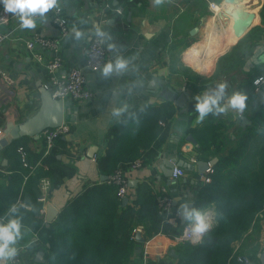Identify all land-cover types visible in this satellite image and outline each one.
<instances>
[{
    "label": "crops",
    "instance_id": "crops-1",
    "mask_svg": "<svg viewBox=\"0 0 264 264\" xmlns=\"http://www.w3.org/2000/svg\"><path fill=\"white\" fill-rule=\"evenodd\" d=\"M110 2L112 6L122 9L121 14H100V0H60L70 30L60 43L62 65L59 72L62 73L69 67H84L87 43L97 27L111 37L110 40L107 36L102 37L106 48L104 64L123 57L130 62L128 71L104 78L100 73L103 66L98 71L84 69L86 85L93 92V97L87 101L64 100L63 122L69 131L55 140L53 149L47 155L37 157V151L43 147L42 137H22L21 141L18 139L13 152L6 150L7 146L0 149V217H4L12 205L8 203L9 193L2 188L10 189L15 177L18 178L16 167L27 172L38 168L44 174L42 178L49 179L51 173L55 175L59 183L50 188L45 203H42V209H46L49 204L58 213L68 200L79 195L87 185L107 179V175L99 170L97 161L106 151L112 126L120 121L124 113L133 107L160 106L168 101L173 105L174 112L168 121L167 139L159 148L158 158L150 163L142 162L136 168L127 164L121 165L128 180L127 201L123 203L121 199V202L122 205L132 200L138 203V200L145 199L150 190L154 195H161V189L164 188L165 195L171 200L170 213L174 217L168 223L176 224L174 221L175 218L179 220V205L192 202L200 183L203 182L202 173L197 169V161L201 160L197 141L190 129L201 127L208 117L202 123L197 122L198 114L194 111L195 95L211 90L220 82H227L226 93L230 95L249 77L264 72V21L260 14L264 0H258L253 21L254 26H259L262 31L248 41L247 51H238L240 61L231 70L225 68L229 61L226 56L242 37L236 42V38L227 40L232 30L228 25L232 15L226 16L228 26L222 28L223 21L219 23L217 17L224 6H218L219 3L223 4L222 0H165L162 6H154L152 0ZM211 2L216 4V9L209 7ZM2 8L3 6L0 9ZM10 15L9 22L0 25V33L9 35L0 42V70L6 71L14 79L12 84H7L0 76V130L3 132L37 111L40 105L37 83L41 82L44 86L48 79L45 63L51 58V54L40 48H35L34 54L31 53L25 48L24 40L34 32L45 36L58 34L51 22V12L46 23L37 18V27L34 30H20L18 18L11 13ZM221 16L224 17L223 13ZM210 24L220 31L223 47L218 48L217 45L207 42V28ZM194 27L197 30L191 33ZM76 30L84 33L80 40L75 39ZM109 43L114 44L115 48L110 50ZM198 51L202 54L215 51L216 54L208 59H197L195 53ZM36 54L42 60H37ZM190 60L200 67L194 68ZM190 69H196L206 76L203 78L199 75V79L194 76V80V77L186 75ZM260 88H264V85ZM176 90L189 93L191 110H179L173 104L170 98ZM257 90L254 87L253 100L243 114L230 110L227 114L220 115L226 123L234 125L233 131H237L238 127H246L247 124L241 125L242 117L249 119V115L264 100L255 101ZM115 109H122L119 116L113 115ZM132 128L135 129L136 125ZM19 147L23 149L24 155L18 150ZM91 147H95L92 156L88 155ZM26 149H30V153L27 154ZM172 158L184 159L191 165V169L182 167L183 176L171 181L163 175L159 165L163 159ZM198 210L210 224L214 223L213 204ZM40 213L46 225L55 218L47 223L45 212L40 210ZM143 226L142 221L134 224V255L130 264H141L144 255L148 264H175L176 254L173 247L176 243L173 238L165 232L145 236ZM136 233H139L141 239H138ZM36 237L38 236L34 230L24 224V239L18 244L23 264H48L47 246H39ZM232 248L235 258L244 254L254 264H260L257 253L264 249V220L253 223L242 237L232 242ZM38 251L42 252L43 261L36 260ZM236 262L239 264L237 259Z\"/></svg>",
    "mask_w": 264,
    "mask_h": 264
},
{
    "label": "trees",
    "instance_id": "trees-1",
    "mask_svg": "<svg viewBox=\"0 0 264 264\" xmlns=\"http://www.w3.org/2000/svg\"><path fill=\"white\" fill-rule=\"evenodd\" d=\"M260 14L264 21V5ZM261 31L259 26L252 27L231 48L226 56L230 61L226 69L231 70L240 61L238 51H247L248 41ZM260 74L249 77L238 88L247 92L248 104L255 95L253 79ZM173 112L174 107L168 101L160 106L128 109L110 130L106 151L97 161L99 170L108 176L135 159L144 163L156 160L167 139ZM233 127L220 116H209L201 127L190 129L197 141L199 158L204 161L217 158L208 173L210 180L200 183L192 208L213 204L215 221L198 241L174 245L175 264H238L232 242L242 237L253 223L264 220V100L249 115L246 127H238L237 131ZM18 141H13L6 150L15 151ZM21 145L25 147L24 143ZM29 151L26 149L27 154ZM37 153L41 157L44 147ZM16 172L18 178L15 177L10 189L2 190L9 193L8 203H29L34 208L29 212L21 208L20 215L23 224L37 234L39 246L48 245V264H130L135 222H144L145 236L165 232L173 238L184 226L176 218V224L168 223L173 213L158 211L159 194L150 190L144 200L122 205L116 186L107 180L87 185L46 225L40 213L43 204L37 202L43 172L38 168L27 172L18 167ZM49 179L50 188L59 183L52 173Z\"/></svg>",
    "mask_w": 264,
    "mask_h": 264
},
{
    "label": "built area",
    "instance_id": "built-area-1",
    "mask_svg": "<svg viewBox=\"0 0 264 264\" xmlns=\"http://www.w3.org/2000/svg\"><path fill=\"white\" fill-rule=\"evenodd\" d=\"M214 2L209 4V7L213 9ZM99 12L103 16L108 13L121 14L122 9L120 7H114L111 5L109 0H100ZM11 15L6 13L2 8L0 10V25H5L9 22ZM51 22L56 27L58 34L55 36H45L40 33H31L29 37L24 40V45L27 50L34 54L35 48H40L44 51H47L51 54V58L45 63V67L48 72V79L44 84V87L50 92L51 97L55 99L64 100H74V101H87L93 97V92L86 85V78L84 69L90 71H98L104 64L106 59V48L103 43L102 37H98L95 33H92L89 37L87 47L85 50L84 58V67H69L60 73L59 69L62 65V59L60 57V43L61 41L69 34L70 27L67 23V20L64 16L63 9L59 6V10H53L51 12ZM9 35L0 33V42H2ZM37 60H42V57L39 54H36ZM60 67V68H59ZM264 75V72L253 79V82L259 76ZM0 76L7 84H12L14 82L13 77L6 71L0 70ZM254 85V83H253ZM260 86H255V90L259 89ZM69 128L63 122L61 125L55 128H47L40 133L42 137V143L44 147L43 155H47L54 146V142L61 136H64L68 133ZM5 136L4 132L0 130V137ZM19 151L24 155V151L21 147L18 148ZM24 160V159H23ZM133 168L139 167L142 165L140 159H136L129 164ZM211 172V169H206L204 173L201 174V179L205 182L210 180L208 173ZM184 169L181 166H174L171 174V178L176 180L183 176ZM108 182L113 183L117 189V195L119 198L127 197L128 189V180L124 174L123 167L119 166L116 168L106 179ZM40 195L38 201L45 203L46 196L50 190V182L48 178H41L39 183ZM164 188L161 189V195L158 197V211L170 212V199L165 195ZM43 208V207H42ZM45 212V209H41ZM171 220L174 217L170 218ZM196 236L191 233V224L188 222L184 225L182 231L173 237L175 243L190 241L195 242ZM36 242H38V237H36ZM239 264H254L250 257L244 254L236 256ZM11 264H23L22 258L18 255ZM141 264H148V259L144 255V259Z\"/></svg>",
    "mask_w": 264,
    "mask_h": 264
},
{
    "label": "clouds",
    "instance_id": "clouds-1",
    "mask_svg": "<svg viewBox=\"0 0 264 264\" xmlns=\"http://www.w3.org/2000/svg\"><path fill=\"white\" fill-rule=\"evenodd\" d=\"M152 3L154 6H162L165 0H152ZM0 5L3 6L6 13H11L18 18L20 30H34L37 27V18L40 22L46 23L48 14L53 10H59L60 0H0ZM83 35L82 31H75L76 40H80ZM95 35L98 37L107 36L99 27L96 28ZM107 39L110 40L111 37L107 36ZM108 47L111 50L115 48V45L109 43ZM129 63L128 59L117 57L114 62L105 63L100 69V73L104 78H108L112 74H123L128 71ZM262 82H264V75L256 78L253 83L255 86H260ZM227 89V82H220L211 90L195 95L194 111L198 114L196 117L198 123L204 122L209 116L217 117L227 114L230 110L237 114H243L246 111L249 100L247 92L236 90L228 95ZM121 111L122 109H115L113 115L119 116ZM21 208L26 211L34 210L27 203L12 204L5 216L0 217V264H11L20 254L18 244L24 239ZM178 213L191 224V233L197 238L211 227L205 215L196 208L189 209L187 205L182 204Z\"/></svg>",
    "mask_w": 264,
    "mask_h": 264
},
{
    "label": "water",
    "instance_id": "water-1",
    "mask_svg": "<svg viewBox=\"0 0 264 264\" xmlns=\"http://www.w3.org/2000/svg\"><path fill=\"white\" fill-rule=\"evenodd\" d=\"M223 4L219 3L218 6L224 5L225 3H233L234 0H222ZM116 1H114V4ZM222 11V12H221ZM220 13L225 14V16L233 15L229 8L222 7ZM255 15L254 13L250 14V19L246 23L245 27L238 30L236 33V40H239L241 37L244 36V34L254 26ZM237 16H234V24L233 29L237 28ZM197 30V27H194L191 30V33L195 32ZM37 86L39 88L40 92V105L37 109V111L27 118L26 120L17 123L15 125L9 126L8 129L4 131L5 136L0 137V149L2 147H6L9 144H11L13 141L18 140L22 137H32L33 139H39L40 133L47 129V128H55L63 123L64 120V101L62 99H55L51 97L50 92L41 85V82L37 83ZM190 95L187 91H175V93L170 98L173 101V104L179 108V110H191V102H190ZM264 98V88H259L256 91L255 101L263 100ZM190 107V108H189ZM249 123V119L246 117H242L241 125L244 126ZM95 151V147H91L89 149L88 155L92 156ZM217 158L213 157L209 161L199 160L197 161V169L199 173H203L206 169H211L213 164L216 162ZM174 166H181L184 167L187 170L191 169V165L187 163L184 159H163L159 167L162 170V173L164 176L168 177L171 181L173 180L171 178L172 170ZM104 179V177H103ZM127 201V198H122V202L125 203ZM173 204H176L175 201H173ZM182 204L187 205L189 209L192 208L193 204L192 202H184L179 205V208ZM57 215V211L51 206L47 205V208L45 209V219L48 223L51 221L55 216ZM179 223L181 225H185L187 223V220L183 217V215L179 214ZM139 238V233H136ZM201 237V236H200ZM199 238H195V242L198 241ZM48 247V245H46ZM257 257L259 258L260 264H264V249L257 253ZM36 260L37 261H43V254L42 252L38 251L36 254Z\"/></svg>",
    "mask_w": 264,
    "mask_h": 264
},
{
    "label": "bare ground",
    "instance_id": "bare-ground-1",
    "mask_svg": "<svg viewBox=\"0 0 264 264\" xmlns=\"http://www.w3.org/2000/svg\"><path fill=\"white\" fill-rule=\"evenodd\" d=\"M257 2L258 0H234L233 3H225L224 4V7L225 8H229L230 11L232 13H234V16L236 17L237 16V23H238V26L237 28L233 29V24H234V16L230 15L232 17H230L231 21L229 22V27L230 29H232L230 32L231 34L228 35L227 37V40L230 39V38H236V33L238 32V30L242 29L245 27L246 23L248 22V20L250 19V14L251 13H256V9H257ZM216 5H214L213 9L215 8L216 9ZM229 19V20H230ZM210 23V22H209ZM222 27V26H221ZM223 28V27H222ZM208 31H207V42L211 43L212 45L215 44L217 45V47L219 48L220 46L223 47L224 43L222 41V36L220 34V31L215 28V26L213 25H209V27L207 28ZM227 31V30H226ZM228 32V33H230ZM225 35V34H224ZM226 41V40H225ZM220 42V43H219ZM227 42V41H226ZM208 43V44H209ZM219 43V44H217ZM219 45V46H218ZM227 45V44H226ZM221 48V47H220ZM205 49V48H204ZM213 49V48H212ZM223 49V48H222ZM208 50V48H207ZM220 50V49H219ZM224 51V50H223ZM215 53L210 51L209 53L207 54H202V53H198L196 52L195 53V56L200 58V57H204L206 59H208L209 57L213 56ZM220 53V52H219ZM216 54V53H215ZM218 54V53H217ZM203 58V59H204ZM213 58V57H212Z\"/></svg>",
    "mask_w": 264,
    "mask_h": 264
},
{
    "label": "rangeland",
    "instance_id": "rangeland-1",
    "mask_svg": "<svg viewBox=\"0 0 264 264\" xmlns=\"http://www.w3.org/2000/svg\"><path fill=\"white\" fill-rule=\"evenodd\" d=\"M221 2V1H220ZM260 2V1H259ZM223 3V2H222ZM221 14L222 13H220L219 15H217V17H218V21H219V23H221L222 21H223V23H222V25H223V28H227V24H228V19H226L227 17L225 16V14H223L224 15V17H222L221 16ZM213 15V14H212ZM219 16H221V17H219ZM222 20V21H221ZM235 41V40H234ZM233 42V41H232ZM198 53H201V52H199L198 51ZM196 57V56H195ZM197 59H200V58H198V57H196ZM191 61V60H190ZM191 63H192V65L194 66V68H197V67H200V66H197V65H194V63H193V61H191ZM201 68H202V66H201ZM191 71H189L188 70V72H186V75H188L189 77H197L198 79H199V77L200 76H206L205 74H202V73H200V72H198L196 69V71L195 70H193V69H190ZM200 75V76H199ZM199 76V77H198ZM204 78V77H203Z\"/></svg>",
    "mask_w": 264,
    "mask_h": 264
}]
</instances>
